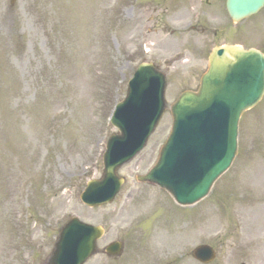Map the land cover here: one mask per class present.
<instances>
[{
  "label": "rangeland",
  "instance_id": "rangeland-1",
  "mask_svg": "<svg viewBox=\"0 0 264 264\" xmlns=\"http://www.w3.org/2000/svg\"><path fill=\"white\" fill-rule=\"evenodd\" d=\"M209 1L219 17L212 20L231 25L216 44L264 52V8L234 24L226 0ZM196 11H208L204 0H0V264L14 252L23 257L24 244H48L37 253L47 258L72 217L105 228L100 250L122 241L121 264H200L191 252L202 244L217 252L211 264H264V98L240 120L231 169L198 204L180 207L136 180L170 133L169 109L120 171L125 184L115 201L94 209L80 202L87 183L103 175L106 142L116 133L109 116L141 62L166 74L168 107L199 86L206 61L202 70L195 60L173 63ZM87 264L109 263L97 254Z\"/></svg>",
  "mask_w": 264,
  "mask_h": 264
},
{
  "label": "water",
  "instance_id": "water-1",
  "mask_svg": "<svg viewBox=\"0 0 264 264\" xmlns=\"http://www.w3.org/2000/svg\"><path fill=\"white\" fill-rule=\"evenodd\" d=\"M264 0H227L235 23L257 14ZM166 77L152 64H142L129 83L128 95L113 117L120 134L113 135L104 156V175L81 195L89 207L114 201L124 180L118 170L146 146L166 110ZM264 96V55L239 46L216 48L197 92H184L172 106L173 127L157 164L139 182L167 191L181 206L207 197L238 153L241 116ZM103 229L73 218L61 230L50 264H84L97 252ZM120 244L111 247L121 249ZM193 257L203 264L216 258L213 248L198 246Z\"/></svg>",
  "mask_w": 264,
  "mask_h": 264
},
{
  "label": "flooded vegetation",
  "instance_id": "flooded-vegetation-1",
  "mask_svg": "<svg viewBox=\"0 0 264 264\" xmlns=\"http://www.w3.org/2000/svg\"><path fill=\"white\" fill-rule=\"evenodd\" d=\"M205 4L208 11H201L200 13L196 11L192 13V15L189 16L188 21L183 26L182 33L180 34L184 36L182 38H178L182 40L183 48L181 49V53H184L187 56L186 62L195 60L194 64L196 65L195 68L197 69L202 68L203 61L207 59L205 58L207 57L205 54L208 51L209 43H214L211 50L216 46L230 44V42H223L220 44L217 42L216 44L215 39L219 38L218 33L221 32V36H227L230 33V29L228 26H224L219 22H214L212 20L214 14L211 11L213 6L208 0H205ZM195 8L196 6H192L189 11L196 10ZM208 34L212 36L209 38ZM202 36H204V38H202ZM110 244L111 243L107 244L102 249L101 254L105 257L109 264H121L120 258H109L105 254V249ZM27 245L28 244L23 245L25 246V251L28 249L26 247ZM35 246L39 247V249H31V254H26V256L23 255V257H18V255H15L16 257H10L4 260L3 264H49L48 258L37 257L38 252L40 255L42 251L44 253V251L48 249V244H35ZM135 261V264H154V262L150 260L142 259ZM126 264H130V261H128Z\"/></svg>",
  "mask_w": 264,
  "mask_h": 264
}]
</instances>
